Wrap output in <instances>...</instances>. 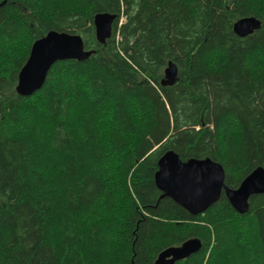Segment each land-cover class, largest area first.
<instances>
[{"label": "trees", "instance_id": "obj_1", "mask_svg": "<svg viewBox=\"0 0 264 264\" xmlns=\"http://www.w3.org/2000/svg\"><path fill=\"white\" fill-rule=\"evenodd\" d=\"M99 12L114 16L104 42ZM245 16L261 26L240 37ZM50 30L92 53L21 96ZM167 150L220 163L229 188L264 166V0H0V264H153L191 237L175 264H264V193L191 215L154 184Z\"/></svg>", "mask_w": 264, "mask_h": 264}, {"label": "water", "instance_id": "obj_2", "mask_svg": "<svg viewBox=\"0 0 264 264\" xmlns=\"http://www.w3.org/2000/svg\"><path fill=\"white\" fill-rule=\"evenodd\" d=\"M114 16L107 12L95 14L93 23L96 36L104 42L112 34ZM260 27L255 16L237 19L232 26L240 37ZM92 53L85 49L81 35L66 31L50 30L36 39L25 63L17 75L15 91L21 96L32 95L44 83L51 66L59 60H84ZM162 84H173L177 79V67L168 61L164 68ZM222 165L208 157L182 160L173 150L165 151L157 161L153 180L162 191V197H169L191 215L203 213L223 193L233 209L242 214L248 211V199L253 194L264 193V166L251 170L236 188L224 184ZM201 247L197 237L184 240L176 246H169L158 253L153 264H175L196 252Z\"/></svg>", "mask_w": 264, "mask_h": 264}, {"label": "bare ground", "instance_id": "obj_3", "mask_svg": "<svg viewBox=\"0 0 264 264\" xmlns=\"http://www.w3.org/2000/svg\"><path fill=\"white\" fill-rule=\"evenodd\" d=\"M256 18H257V17H256ZM258 19H259V18H258ZM259 20H260V19H259ZM260 26H261V20H260ZM259 28H260V27H259ZM259 28H258V29H259ZM255 30H257V29H255ZM255 30H254V31H255ZM254 31H253V32H254ZM253 32H252V33H253ZM252 33H250V34H252ZM236 35H237V34H236ZM248 35H249V34H248ZM246 36H247V35H246ZM243 37H245V36H243Z\"/></svg>", "mask_w": 264, "mask_h": 264}, {"label": "rangeland", "instance_id": "obj_4", "mask_svg": "<svg viewBox=\"0 0 264 264\" xmlns=\"http://www.w3.org/2000/svg\"><path fill=\"white\" fill-rule=\"evenodd\" d=\"M120 22H121V21H120ZM120 22H119V23H120ZM235 221L238 222V221H240V220H239V218H236Z\"/></svg>", "mask_w": 264, "mask_h": 264}]
</instances>
